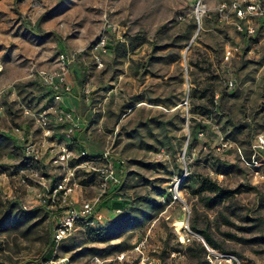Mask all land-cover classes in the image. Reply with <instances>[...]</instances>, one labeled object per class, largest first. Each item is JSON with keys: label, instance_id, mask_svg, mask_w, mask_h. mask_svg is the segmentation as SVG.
<instances>
[{"label": "rangeland", "instance_id": "rangeland-1", "mask_svg": "<svg viewBox=\"0 0 264 264\" xmlns=\"http://www.w3.org/2000/svg\"><path fill=\"white\" fill-rule=\"evenodd\" d=\"M230 1L0 0V264H34L47 250L53 220L41 195L60 169L38 144L34 114L49 93L37 71L60 52L69 55L67 80L79 83L74 112L91 148L124 160L122 185L102 199L123 207L95 226L77 222L48 258L135 264L143 242L153 264H203L198 236L180 241L194 225L216 249L264 264V148L253 147L264 135V20L240 30L219 10ZM27 142L44 157L27 158ZM204 177L236 191L196 192ZM93 187L75 189L72 202L95 198Z\"/></svg>", "mask_w": 264, "mask_h": 264}, {"label": "built area", "instance_id": "built-area-1", "mask_svg": "<svg viewBox=\"0 0 264 264\" xmlns=\"http://www.w3.org/2000/svg\"><path fill=\"white\" fill-rule=\"evenodd\" d=\"M219 10H228L240 22L238 28L243 29L245 21L252 19L264 20V0H231L219 4ZM247 32H253L251 24L244 26ZM227 56L231 55L232 50H225ZM70 71V59L66 52H60L55 58L54 67L51 69H40L37 75L43 85L50 93L46 96L41 109L34 114L37 125L42 130L45 140L53 135L58 128L63 131V142L51 159V164L60 170L49 177L48 184L43 183L45 193L41 195V202L44 208L53 220L52 239L53 248H56L60 242L68 238L77 222L89 226H95L97 220L102 218L99 209V203L104 199L106 193L112 191L121 184V174L123 172L124 160L116 157L109 149H104L101 153L95 154L85 148H79L75 144V132L79 127V120L71 110L61 105L62 96L70 90L67 76ZM43 145V143H41ZM225 145V144H224ZM254 151L264 148V135L257 137L254 144ZM256 148V149H255ZM24 154L34 162L41 159L37 146L33 142H27L24 146ZM253 154L252 159L248 161V166L258 167V159ZM186 175V174H185ZM93 176L94 182L88 186H94L98 192L93 199H84L80 203L72 202L71 195L75 189L82 187L80 179ZM48 178V177H47ZM182 178V177H181ZM181 178L174 185L173 199H177L176 189ZM121 209H117L120 212ZM185 226V225H184ZM183 225L179 230L183 229ZM187 228V226L185 227ZM180 236V241L190 242L195 236L201 240L204 245L203 264H250L238 256L218 250L204 239L191 231ZM144 244H136L134 250L138 253L139 260L135 264H153L149 257L143 254ZM121 255L119 259H123ZM34 264H73L67 257L52 255L50 258L35 259ZM95 264H103L104 260L98 257L93 259Z\"/></svg>", "mask_w": 264, "mask_h": 264}, {"label": "crops", "instance_id": "crops-1", "mask_svg": "<svg viewBox=\"0 0 264 264\" xmlns=\"http://www.w3.org/2000/svg\"><path fill=\"white\" fill-rule=\"evenodd\" d=\"M69 82H73L74 86L76 88V92L77 95L79 94V83L75 82V80L72 79V77H70V79L68 80ZM61 105L68 109L71 110L73 112V114L75 115L76 118H78L79 120V127L75 132V144L78 145L79 148H85L87 150H89L92 153L95 154H99L101 153L103 150L101 151H93L94 148H91V143H90V138L88 135V132L86 131L87 129V125H86V120H82L80 116H76V113L74 112V110L77 111V114L79 112V106H80V98L79 95L78 96H72L70 95L69 92L64 93L62 96V100H61ZM84 118V117H83ZM49 140H45V138L42 135V139L39 141V145L40 142L43 143V147L42 150L45 151H50V152H56L60 146V144L63 142V131L61 129H56L53 133L52 136H50L48 138ZM38 145V147H39ZM41 146V147H42ZM44 156H41V158H43ZM94 188V187H93ZM75 197V195L73 196ZM113 203H117L118 205H114ZM120 202H106L105 200H102L99 203V209L103 215L104 219H111L113 217H115L117 209H120Z\"/></svg>", "mask_w": 264, "mask_h": 264}, {"label": "trees", "instance_id": "trees-1", "mask_svg": "<svg viewBox=\"0 0 264 264\" xmlns=\"http://www.w3.org/2000/svg\"><path fill=\"white\" fill-rule=\"evenodd\" d=\"M49 95H50V93H48L46 96H49ZM25 165L26 166L27 165L28 166L29 165H32L31 164V161H27L25 163ZM93 182H94L93 176H88V177H84V178H81L80 179V183L82 185H84V186H86V185L88 186L89 184H91ZM121 185L122 184H120V186ZM206 190L212 192L216 198L226 197V196L230 195L231 193H233L234 191H236V190L225 189V188L217 185L211 179H209L207 177H204L201 180L199 186L196 188V192H202V191H206ZM113 204L114 205H118L117 203H113ZM119 205H120V209H122V207H123L122 204L120 203ZM46 215L48 216V212L47 211H45L44 218L47 217ZM46 229H47V250L45 251V253L43 255V258L44 259H47L52 254V250H53L52 227L50 226L49 223L46 225ZM99 229H91V228H89V232L92 233V234H94V237H98V236H100V233H101V231ZM191 229L193 231L197 232V233L202 234V236L204 237L205 241L209 245H211L212 247H214V248H219L220 247L219 244L216 241H214V239L212 238V236L209 233H206V232H202L200 230H197L194 225H192ZM195 243L198 245V249L200 251L205 252L204 246L202 245L201 242H199V243L198 242H195ZM192 249H193L192 246H189V245L187 246L188 252H191Z\"/></svg>", "mask_w": 264, "mask_h": 264}]
</instances>
